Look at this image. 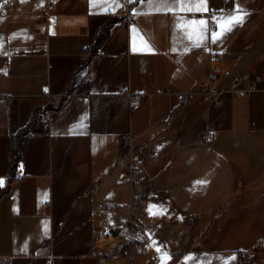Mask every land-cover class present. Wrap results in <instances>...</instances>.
<instances>
[{"label": "crops", "instance_id": "1", "mask_svg": "<svg viewBox=\"0 0 264 264\" xmlns=\"http://www.w3.org/2000/svg\"><path fill=\"white\" fill-rule=\"evenodd\" d=\"M196 7L129 4L126 19L122 2L0 0V264H235L257 245L262 83L209 110V140L201 86L211 60L222 87L264 79V0ZM237 9L243 23L213 43ZM129 216L128 243L103 256L101 226L117 234Z\"/></svg>", "mask_w": 264, "mask_h": 264}, {"label": "built area", "instance_id": "2", "mask_svg": "<svg viewBox=\"0 0 264 264\" xmlns=\"http://www.w3.org/2000/svg\"><path fill=\"white\" fill-rule=\"evenodd\" d=\"M123 16L129 18V4L124 6ZM264 57V54H263ZM220 69L214 60L210 61L208 75L206 80L201 86V101L204 105V110L201 113V118L205 122V135L206 140L211 139L214 136L208 119V112L211 108L217 107L222 103V97L224 94H231L237 97H243L250 91L257 89L258 84L261 82L260 93L264 97V79L258 76H251L248 73L245 74H233L229 77L226 86L222 87L220 84ZM249 81V87H244V82ZM157 92H160L158 90ZM191 98L190 94L178 93L176 100L179 105H186ZM140 99L139 95L131 97L133 102ZM0 102H4L3 98H0ZM170 121V114H166L162 119V123H168ZM137 226V222L129 216L120 226L119 232L114 234L110 231L108 226H101L99 233L95 239V246L100 250L101 254L105 257L116 255L123 247L128 243V236L131 233V227ZM256 246H264V238H261ZM245 253H249L250 249L245 250Z\"/></svg>", "mask_w": 264, "mask_h": 264}, {"label": "snow or ice", "instance_id": "3", "mask_svg": "<svg viewBox=\"0 0 264 264\" xmlns=\"http://www.w3.org/2000/svg\"><path fill=\"white\" fill-rule=\"evenodd\" d=\"M89 2H90V5L111 4L117 8L120 6L121 2L124 4V6H127V4H136V3H141V2H146L149 6H156V5L166 6L167 5V0H89ZM180 2L183 5L185 3V0H180ZM206 3H207V0H196V5H197L196 11L207 12L208 9L205 7ZM105 11L110 12L111 9H105ZM157 11H159V8H157ZM236 11L238 14L230 15L226 18H221L220 22L214 21V23H216V28L219 30L218 31L213 30L211 33L213 43L217 42V40L222 39V37L227 32H230L235 25L243 23L244 16L247 15V13H241L239 9H237ZM190 23L194 25L199 24L201 26L202 32H206L208 30L207 21L205 19H200L199 21L193 20ZM133 31H136V29L133 28ZM201 42L202 40L197 39L196 41H194V46L199 47ZM141 44L144 48L148 47L143 42L142 38H141ZM2 185H3V180L0 179V186ZM225 264H227V262H225Z\"/></svg>", "mask_w": 264, "mask_h": 264}, {"label": "rangeland", "instance_id": "4", "mask_svg": "<svg viewBox=\"0 0 264 264\" xmlns=\"http://www.w3.org/2000/svg\"><path fill=\"white\" fill-rule=\"evenodd\" d=\"M263 223H264V219L261 221V216L259 215V217H257L256 222H255V228L257 229H254L253 231H251L250 234L257 235L259 233L258 230L262 226ZM220 235H222V233ZM261 238H264V233L262 234ZM259 240L257 241V244ZM234 243H236V241L233 242V244ZM217 245L219 244L217 243ZM245 252L246 251H243L237 255V261L235 264H264V246L263 247L255 246L254 248L250 249L249 253H245ZM230 253L231 255L233 254L236 255L235 254L236 250ZM227 257L229 256L228 255L223 256L222 259L217 264H223ZM205 264H209V263L206 262Z\"/></svg>", "mask_w": 264, "mask_h": 264}]
</instances>
